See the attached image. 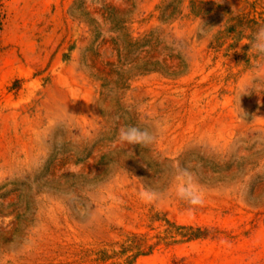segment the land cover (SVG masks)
<instances>
[{"label":"rangeland","instance_id":"374dc122","mask_svg":"<svg viewBox=\"0 0 264 264\" xmlns=\"http://www.w3.org/2000/svg\"><path fill=\"white\" fill-rule=\"evenodd\" d=\"M260 26L264 0H0V264H124L99 251L155 244V214L207 236L134 264H264Z\"/></svg>","mask_w":264,"mask_h":264},{"label":"clouds","instance_id":"9594fccd","mask_svg":"<svg viewBox=\"0 0 264 264\" xmlns=\"http://www.w3.org/2000/svg\"><path fill=\"white\" fill-rule=\"evenodd\" d=\"M248 45L250 46V51L264 58V26L257 28L252 34V39L248 42ZM118 138L121 142L139 146H148L155 139L153 133L148 129L133 125L121 127L118 132ZM174 181L175 196L189 205L188 211L190 214L197 207L204 206L205 193L196 182L194 173L189 168L177 166ZM138 197L141 202L152 205L161 199V194L155 189L145 187L138 191Z\"/></svg>","mask_w":264,"mask_h":264},{"label":"trees","instance_id":"16d2710c","mask_svg":"<svg viewBox=\"0 0 264 264\" xmlns=\"http://www.w3.org/2000/svg\"><path fill=\"white\" fill-rule=\"evenodd\" d=\"M151 220L152 222H162L164 226L162 235L157 236L158 241L155 244H149L145 236L127 235L118 250L99 251L100 259L106 261L123 259L124 264H134L139 257L152 254L155 247L161 243L178 244L207 236L206 230L201 227L178 224L159 214L153 215Z\"/></svg>","mask_w":264,"mask_h":264}]
</instances>
